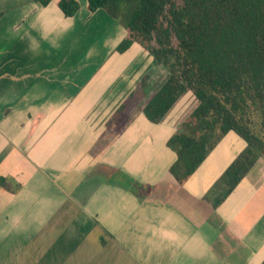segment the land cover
Here are the masks:
<instances>
[{
	"label": "crops",
	"instance_id": "crops-1",
	"mask_svg": "<svg viewBox=\"0 0 264 264\" xmlns=\"http://www.w3.org/2000/svg\"><path fill=\"white\" fill-rule=\"evenodd\" d=\"M77 1L65 16L57 0H0V264H260L264 218L219 210L249 172L219 205L207 197L245 141L228 131L177 181L175 130L128 110L143 50L116 52L124 27ZM262 183L264 165L250 188Z\"/></svg>",
	"mask_w": 264,
	"mask_h": 264
},
{
	"label": "trees",
	"instance_id": "trees-1",
	"mask_svg": "<svg viewBox=\"0 0 264 264\" xmlns=\"http://www.w3.org/2000/svg\"><path fill=\"white\" fill-rule=\"evenodd\" d=\"M57 4L65 16L79 8L77 0ZM88 6L104 9L124 27L116 52L137 43L165 67L164 80L141 107L150 122L160 123L185 93L195 98L183 122L187 131L179 126L167 140L177 181L187 179L228 131L245 141L207 192L219 205L264 157V0H88ZM256 102L263 135L250 124Z\"/></svg>",
	"mask_w": 264,
	"mask_h": 264
},
{
	"label": "rangeland",
	"instance_id": "rangeland-1",
	"mask_svg": "<svg viewBox=\"0 0 264 264\" xmlns=\"http://www.w3.org/2000/svg\"><path fill=\"white\" fill-rule=\"evenodd\" d=\"M133 46L134 47L132 49L138 47L137 43H133ZM127 56L128 54L124 55V58ZM97 65L98 63L90 61V73L96 69ZM57 73H59V71ZM166 73L167 71L164 66L154 63L149 55L143 51H139L135 63H133V66H131L130 70L125 73V76H128L131 85L137 86V84L143 83V86L145 87L144 90L141 89V92H137L134 97L129 100L130 102L128 110L130 109L132 113L138 112V114H140L143 103L164 80ZM47 74H52V72L50 70L42 72L43 76ZM52 81H54L53 78ZM71 81V78H67L64 83L69 85ZM195 104L196 100L190 92L182 95L166 114L163 121L159 125L154 126L155 135L166 137L179 126L183 127L185 130L186 128L184 127L183 122ZM250 114L251 128L259 135H263L261 128V121L263 118L262 111L259 108L257 102L254 104L251 103ZM123 121L124 120H122V118H118L113 122L112 126L120 127L123 124ZM140 125L151 127L149 124L147 125L145 123H141V119L139 120V126ZM220 140L218 142H220ZM263 165L264 157L262 156L258 158L256 165L250 169L249 173L245 176L240 185L236 187L235 192L232 194L230 199L219 208L221 211H224L226 207L228 211L239 209V213H237L235 221L243 223L244 226L249 225V223L261 222V220L264 218V184H260V191H254L250 188L252 187L251 179L253 178V173L255 172V174H258ZM216 171V169H213L214 174ZM212 177L210 179H212ZM254 184L256 185V183Z\"/></svg>",
	"mask_w": 264,
	"mask_h": 264
}]
</instances>
